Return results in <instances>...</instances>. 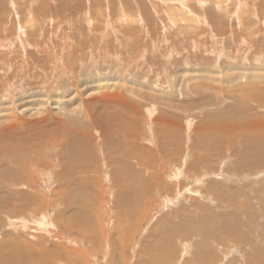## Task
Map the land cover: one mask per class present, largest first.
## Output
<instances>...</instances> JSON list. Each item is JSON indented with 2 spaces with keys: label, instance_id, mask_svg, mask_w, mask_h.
<instances>
[{
  "label": "rangeland",
  "instance_id": "374dc122",
  "mask_svg": "<svg viewBox=\"0 0 264 264\" xmlns=\"http://www.w3.org/2000/svg\"><path fill=\"white\" fill-rule=\"evenodd\" d=\"M0 261L264 264V0H0Z\"/></svg>",
  "mask_w": 264,
  "mask_h": 264
},
{
  "label": "bare ground",
  "instance_id": "6f19581e",
  "mask_svg": "<svg viewBox=\"0 0 264 264\" xmlns=\"http://www.w3.org/2000/svg\"><path fill=\"white\" fill-rule=\"evenodd\" d=\"M127 137V136H126ZM127 138H129V137H127ZM2 259V258H1ZM0 262H2V261H0ZM4 264V263H3Z\"/></svg>",
  "mask_w": 264,
  "mask_h": 264
}]
</instances>
